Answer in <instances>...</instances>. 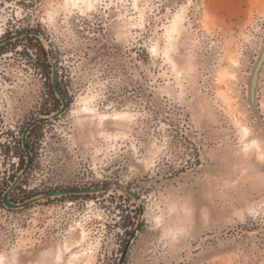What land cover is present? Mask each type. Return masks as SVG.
Returning <instances> with one entry per match:
<instances>
[{
  "label": "rangeland",
  "instance_id": "obj_1",
  "mask_svg": "<svg viewBox=\"0 0 264 264\" xmlns=\"http://www.w3.org/2000/svg\"><path fill=\"white\" fill-rule=\"evenodd\" d=\"M82 1L0 0V264H264V0ZM36 101L11 202L139 200L4 204Z\"/></svg>",
  "mask_w": 264,
  "mask_h": 264
},
{
  "label": "water",
  "instance_id": "obj_2",
  "mask_svg": "<svg viewBox=\"0 0 264 264\" xmlns=\"http://www.w3.org/2000/svg\"><path fill=\"white\" fill-rule=\"evenodd\" d=\"M27 33V32H25ZM54 73V77H55V72ZM53 87L55 89V92L58 94V96L60 97L61 101H62V106L60 109H58L54 114L53 116H58L60 115L67 107V103L64 99V97L62 96V94L60 93L58 87L56 86V83L53 81ZM27 130L28 128L25 129L24 133H23V138H22V146L23 148L25 149L26 153H27V158H26V163L24 165V167L22 168V170L20 171V173L14 178V180L12 181V183L9 185V187L7 188V190L3 193L2 195V201L4 204H6L7 206L9 207H21V206H25L29 203H32L40 198H46V197H49V196H56V195H64V194H67V193H92V192H98V191H106L110 188H116V189H121V190H124L126 191L129 195L133 196L136 200H139V197L138 195L130 190V189H126L120 185H114V186H111V185H103V186H95V187H83V188H68V189H59V190H53V191H48L44 194H42L41 196L39 197H33L31 199H28L24 202H21V203H14V202H11L9 200V193L11 192V190L14 188V186L19 182V180L21 179V177L27 172L30 164H31V155L28 151V148L26 146V143H25V135L27 133ZM143 205L142 203L140 202L139 203V219L135 225V227L132 229L131 233L129 234V237L122 249V252L120 254V257L118 259V262L117 264H122L124 259H125V256L127 254V250L129 248V245H130V242L131 240L135 237L137 231L139 230V228L141 227V216L143 215Z\"/></svg>",
  "mask_w": 264,
  "mask_h": 264
},
{
  "label": "flooded vegetation",
  "instance_id": "obj_3",
  "mask_svg": "<svg viewBox=\"0 0 264 264\" xmlns=\"http://www.w3.org/2000/svg\"><path fill=\"white\" fill-rule=\"evenodd\" d=\"M22 36H34L36 37V34L35 33H21ZM17 36L20 35V34H16ZM16 37H14L15 39ZM13 39V37H9V35H7L6 37H1L0 38V50H4L6 47H8V45L6 44H9V46L11 45V43H8L10 42L11 40ZM14 42V41H13ZM5 46V47H4ZM54 88V87H53ZM43 98V97H42ZM44 102V100H43ZM36 107H32L30 106L29 109L27 110V122H26V126H25V129L28 128L27 130V133L25 135V139H30L32 138V133L36 131V129L39 128V126L44 123L45 121L48 120V117H47V114L45 113L46 109L44 108V106L42 107V103L40 101H36ZM52 107V104H50V108H48L47 110H50ZM36 110L35 112H31L30 110ZM57 111V109L54 110V112H50L49 114L51 113H55ZM48 114V115H49ZM24 129V131H25ZM24 133V132H23ZM38 133H39V130H38ZM23 135V134H22ZM29 136V137H28ZM40 137V133L39 135H37V138ZM23 138V136H22ZM32 158V157H31ZM31 163H32V159H31ZM31 165V164H30ZM30 167V166H29ZM29 169V168H28ZM70 194H78V193H67V194H64V195H70ZM84 194H87L86 192H84ZM64 195H61V196H64Z\"/></svg>",
  "mask_w": 264,
  "mask_h": 264
},
{
  "label": "bare ground",
  "instance_id": "obj_4",
  "mask_svg": "<svg viewBox=\"0 0 264 264\" xmlns=\"http://www.w3.org/2000/svg\"><path fill=\"white\" fill-rule=\"evenodd\" d=\"M77 1H78V0H72V2H73L74 4H75ZM84 1H86V3H87V0H83L82 2L84 3ZM92 1H93V0H92ZM88 2H89L90 4L92 3V2L89 1V0H88ZM77 3H78V2H77ZM175 23H176V20L173 21V24H172L173 27H174ZM0 32H1V31H0ZM85 109H87L86 111L88 112L90 108H89L88 106H85ZM117 116H118V115L116 114L115 117H117ZM104 117H107V115H104Z\"/></svg>",
  "mask_w": 264,
  "mask_h": 264
}]
</instances>
